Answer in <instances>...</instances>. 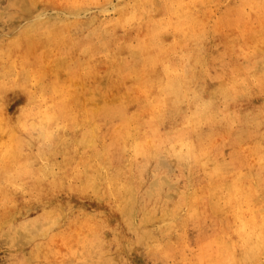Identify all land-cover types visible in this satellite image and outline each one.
Returning a JSON list of instances; mask_svg holds the SVG:
<instances>
[{"label": "rangeland", "instance_id": "obj_1", "mask_svg": "<svg viewBox=\"0 0 264 264\" xmlns=\"http://www.w3.org/2000/svg\"><path fill=\"white\" fill-rule=\"evenodd\" d=\"M22 260L264 264V0H0Z\"/></svg>", "mask_w": 264, "mask_h": 264}, {"label": "bare ground", "instance_id": "obj_2", "mask_svg": "<svg viewBox=\"0 0 264 264\" xmlns=\"http://www.w3.org/2000/svg\"><path fill=\"white\" fill-rule=\"evenodd\" d=\"M24 244V243H23ZM24 245H27L26 243L24 244ZM23 246V245H22ZM23 261V260H22ZM19 263V262H18ZM24 263V261L22 262V263H20V264H23Z\"/></svg>", "mask_w": 264, "mask_h": 264}]
</instances>
